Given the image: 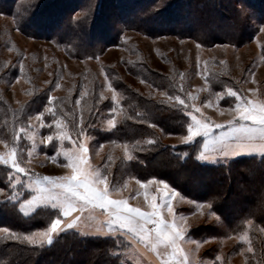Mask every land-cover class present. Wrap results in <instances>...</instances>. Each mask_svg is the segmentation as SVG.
I'll return each instance as SVG.
<instances>
[{"label": "rangeland", "instance_id": "374dc122", "mask_svg": "<svg viewBox=\"0 0 264 264\" xmlns=\"http://www.w3.org/2000/svg\"><path fill=\"white\" fill-rule=\"evenodd\" d=\"M97 1L50 0L46 2L50 6L38 8L39 13L44 10H49L47 12L49 13L52 10L53 13H58L59 18L58 24L50 26L49 33L44 28H41L40 31L37 30V26L42 25L31 19V16L35 13L31 14V10L37 0H0V6L6 9V14L0 13V65H8L7 68L0 70V101L6 102L16 109L18 108L19 111L22 110L21 107L29 101L33 93H38L43 89L48 88L50 90L49 96L55 98L64 94L70 96V89L74 82L77 79L82 80L83 86V81L87 80L91 73H94L99 81L100 92L103 91L104 95L111 100L112 91L107 87L105 81L106 69L109 67L117 70L121 76V81L131 89L167 102V96H162L149 83L130 74L129 64L132 61L139 62V64L147 63L151 71L159 74L157 79L170 76L174 80V84L183 86L185 93L190 92L198 96L199 99L195 103L201 106L205 115L217 122H223L231 117L228 113L221 116L219 108L207 107L203 102L207 99L214 100L215 97L210 96V92L224 91V85L241 88L244 95L250 99L264 100V48L261 47L264 44V33H260L258 30L259 26L264 25V0H182L178 5L182 10V21L180 20L181 26L177 28L176 32L192 33L180 37L143 35L127 25V20L135 23L138 17L148 14V12L142 11L141 7L144 8L145 4L151 0H139L136 9L128 10L127 7L128 12L118 8L117 3L119 0L118 2L117 0H100V9H97ZM154 1H151L152 3L148 8L149 12L157 7V3ZM221 5L227 10L226 17L221 16L219 11L217 12V10L222 9ZM187 7H189V11ZM232 8L243 16L242 20L236 18V22L233 23L229 19V16L233 17ZM241 8L244 9L243 12H241ZM197 11L201 13L205 11L203 17L198 16ZM16 14L17 18L15 17ZM78 14L80 15L78 16ZM84 14H87V19L82 22ZM96 15L97 17H95ZM93 20L95 24L92 27ZM17 23H24V28H19ZM140 23H142V20ZM160 23L155 26L156 29H171L170 23L165 24V21ZM151 24H154L153 21H151ZM234 24L237 28L242 26V33L238 30L235 35V38L240 35L238 41L234 38L232 42L227 39L223 40L221 33L228 31ZM90 31H93L92 34ZM205 31H212L215 34L205 37L203 35V33L206 34ZM53 35H57L56 38L61 39L63 42L70 40L69 38L72 36L78 37L75 42L77 47L90 48L94 46L98 48L99 54L91 58L77 56L64 43H57V45L54 42ZM118 39L119 42H116ZM197 45H200V47H197ZM133 48L137 51H132ZM21 61L24 65L22 74L20 72ZM253 72L255 74V84L251 82L250 73ZM244 80L248 82L244 83ZM237 81L240 83H237ZM57 82L60 84L59 88L55 87ZM161 83L163 85V82ZM169 86H171V81L166 83V87ZM248 88H257V92L255 94L250 93L247 91ZM117 93L118 99H120L122 94L118 90ZM178 94L183 97V93L179 92ZM168 102L174 103V101L169 100ZM220 107L227 108L228 104L221 101ZM8 108L7 105L1 107L0 117H2V121H7L12 126L13 120ZM38 114H33L30 117H35ZM99 115L100 119L97 121L99 127L110 129L111 127L107 124V121L115 114L106 110L101 111ZM45 119L47 120L46 114ZM51 119H48V123H51ZM31 123L36 125L38 129L35 135L37 144L33 149L31 163H28L27 167L40 175H64L69 173L71 169L63 168L59 163L54 164L46 159L45 154L47 156L56 154V149L52 145L55 144L59 148L60 142L54 137V140L50 143H39L42 137H47L55 131V126L53 125L50 130L47 124L40 127L35 119H32ZM2 128L0 125V130L4 132ZM1 131L0 140L8 141L9 147L6 148L4 143H0V154H6L10 150L12 136L7 138L8 132L2 134ZM21 136L23 137V134ZM89 136L91 137L87 141L89 163L100 171L107 170V175L111 181L110 188L113 184L122 186L119 191H110V198L126 199L131 206L140 207L143 211H151L144 192L147 191L149 196L158 195L157 189L160 192L167 191L163 185L153 183L149 184L147 189L141 188L136 182L137 178L125 175L121 167L114 170L119 166L118 161L121 157L128 159L131 156L128 146L126 154L125 145L115 144L109 146V144H101L96 137ZM182 136H167L164 140L172 144L183 143ZM21 140L24 158L27 161V151L31 148L32 142L26 138ZM64 143L71 147L67 141ZM199 150V146H197L196 155H198ZM58 160H63V157H58ZM8 169L11 171L9 167ZM152 179L155 178L147 180ZM137 192L139 195H135ZM2 198L3 196H0V220L3 216H6V219L12 222L13 219L7 215V212L8 209L13 210V208L9 207V204L3 205ZM184 198L183 203H178L180 197H176L173 200V206L177 208L179 213L187 217V224L191 226L189 229L190 236L196 240L206 239L209 236L216 237V239L202 244L199 252L196 253V256L204 264H245L246 260L243 252H249V248L252 249L251 253L255 255V257L252 256L253 264L258 260L257 257H262L263 252L259 248L258 239L264 243V229H255L249 219L245 221L237 234L232 232V229H223L220 221L217 222L211 217L205 219L204 214L197 210L196 205L189 203L190 199ZM35 211L39 213L38 216L34 214ZM204 211H206V208ZM18 214L20 215L19 220L30 218L29 225L34 226L30 227L29 232L46 228L50 220L55 218L54 210L43 206H39L30 212L27 217L20 212ZM31 215H35L37 221L31 218ZM162 215L166 220L172 219L166 209L163 210ZM85 216H89L88 210L85 211ZM91 217L78 228L61 233L77 231L79 234L96 237L94 233L101 223H104V231H107V212L95 208L91 210ZM208 226L218 227L215 232L222 235H204V231L208 234L212 231ZM6 235L0 233V240H5ZM241 236H246V239H241ZM256 236H258V239ZM97 237H103V242L106 243L105 246H109L110 251H123V249L112 248L114 237ZM121 239L125 238L121 237ZM127 242L125 239V243ZM254 242H257L256 246H254ZM182 247L190 249L195 248V245L184 244ZM262 247L264 248V245ZM158 251L163 253L165 251L164 246H159ZM129 253L131 254L128 257L129 259L135 257L133 264H161V260L156 253L152 252L150 247L145 249L143 244L137 246L135 251L129 249ZM217 257H220V259L218 260ZM2 258L3 255H0V264L4 261ZM125 258L121 257L120 259Z\"/></svg>", "mask_w": 264, "mask_h": 264}, {"label": "snow or ice", "instance_id": "6c2138e0", "mask_svg": "<svg viewBox=\"0 0 264 264\" xmlns=\"http://www.w3.org/2000/svg\"><path fill=\"white\" fill-rule=\"evenodd\" d=\"M243 11L244 9L241 8V12ZM86 19L87 14H84L82 22ZM258 30L260 33H264V25L259 26ZM261 47L264 48V44ZM7 67V64L0 65V70ZM23 71L24 65L21 61V74ZM250 76L252 77L251 82L255 84L254 72L250 73ZM105 81L107 87L112 91L110 99L114 106L111 107L110 112L116 114L120 110V99H118L117 90L107 74ZM247 82L244 80V83ZM237 83L240 82L237 81ZM55 87L59 88L60 84L57 82ZM247 91L255 94L257 88H248ZM179 92L183 93V97L181 94L169 95L168 100L174 101L171 106L186 114L188 118L185 121L187 124L186 134L181 139L185 145L199 146V153L195 157L197 161L230 164L238 161L241 157L253 161H256L258 157V163L264 166V100L250 99L244 95L241 88L224 85V91L210 92V96L215 97L214 100L207 99L203 102L207 107L219 108L221 116L228 113L231 117L223 122H217L205 115L201 106L195 103L199 99L198 96L190 92L185 93L182 85ZM84 95L85 93L81 92V98ZM106 99L109 97L101 91L95 100L94 107L97 111H99V105ZM54 100H56L55 97L49 96L50 105ZM221 101L228 104V107L221 108ZM75 103L79 105L80 99H77ZM92 111L93 109L90 108V115ZM45 113L52 117L51 123L45 120ZM57 116L58 113L54 107H47L37 116L29 117L27 125H22L18 131L13 132L10 150L6 154H0V164L11 169L6 181L2 182L3 186H0V196L4 197L3 203L11 204L13 208L18 205V211L26 217L39 206L50 208L54 210L55 218L50 220L46 228L23 234L7 226H0V233L7 234L4 238L20 240L21 243L43 248L45 245H51L55 236L61 232L78 228L86 223L88 219L92 218L91 210L99 208L108 214L107 231H104L105 225L101 223L97 226L94 235L105 238L114 237L113 248L123 249V251L113 250L106 253L108 258L103 264H133L135 257L128 258L131 256L129 249L135 251L140 244H143L145 249L150 247L151 251L160 258L161 264H204L196 256V253L199 252L202 244L208 243L216 237L209 236L206 239L196 240L190 236L191 226L187 224V217L179 213L173 206V200L176 197H180L178 203L184 202L185 198L182 194L165 180L143 181L137 179L136 182L141 188L147 189L149 184L158 183L167 190L160 192L157 189L158 195L152 196H149L147 191L144 192L151 211H143L140 207L131 206L126 199H111L110 191H119L122 186L113 184L110 188L111 181L107 170L100 171L89 163L87 141L91 137L88 135L87 129L92 125L85 120L83 112H81L80 118L73 119L71 122L69 131L67 130L68 126ZM32 119L38 121L40 127L47 124L51 130L53 125L55 126V131L47 137H42L39 143H50L55 137L60 142V147L57 148L53 144L56 154L52 156L45 154L46 159L54 164L59 163L63 168L71 169L69 173L40 175L27 167V164L31 163L33 149L37 144L35 135L38 129L31 123ZM107 124L113 129L116 127L115 115L108 119ZM150 127L155 128L157 125L151 124ZM70 132L74 133V136ZM22 138L32 142L31 148L27 151V161L19 143ZM65 141L71 147L65 145ZM155 142L154 139L147 141L149 145ZM0 143H4L6 148L9 147L8 141L0 140ZM124 147L127 154L128 148L126 145ZM172 147L175 148V146ZM184 155L188 156V153H184ZM61 156L63 160H58V157ZM128 158L131 159V156ZM135 195H139V193L137 192ZM22 197L23 199H21ZM259 199L261 205L264 206V189L259 192ZM216 200L217 197L209 193L205 201H189V203L195 204L197 210L204 214L205 219L211 217L219 222L221 216L215 206ZM205 208L206 211H204ZM165 209L172 217L171 220L164 219L162 213ZM86 210L89 211L87 217L85 216ZM35 215L38 216L39 213L36 212ZM121 237H124L128 242L125 243V239H121ZM241 239H246V236H241ZM184 244H194L195 248L185 249L182 247ZM161 245L165 249L163 253L158 251V247ZM248 251L252 252V249L249 248ZM121 257L126 258L122 260ZM217 259L219 260L220 257Z\"/></svg>", "mask_w": 264, "mask_h": 264}, {"label": "trees", "instance_id": "16d2710c", "mask_svg": "<svg viewBox=\"0 0 264 264\" xmlns=\"http://www.w3.org/2000/svg\"><path fill=\"white\" fill-rule=\"evenodd\" d=\"M49 1L37 0L31 10V14L35 12L31 19L42 25L37 26L39 31L41 28L48 31L51 25H56L59 22L58 13H53L52 10L49 13H47L49 10L39 13L40 10L38 8L50 6L46 3ZM151 1L145 4L144 8L141 7V10L148 12V14L138 17L135 23L127 20L126 23L132 30L138 31L143 35L158 37H180L192 33L176 32L182 21V10L181 7H178L182 0H155L157 7L149 12L148 8L152 3ZM138 2L140 1L125 0L122 2V0H119L117 5L119 9L127 11V7L128 10L136 9L135 7L139 5ZM97 6V9H100V0L97 1ZM221 8L217 12L219 11L221 16L226 17V8L224 6ZM187 10L189 11V7H187ZM231 11L233 17L229 16V19L233 23L236 22V18L238 20L240 18L241 20L243 19V16L237 10L232 8ZM197 12L198 16L203 17L205 11H202V13L200 11ZM0 13L6 14V9L0 6ZM15 17L17 18V14ZM141 20L142 23H140ZM173 20L176 21L172 22ZM151 21H153L154 26ZM162 21H165V24L170 23L171 29H156L157 27L155 26L161 24L160 22ZM17 24L19 28H24V23ZM94 24L95 21L93 20L92 27ZM241 27L237 28L234 24L228 31H223L221 33V36L225 35V37L222 36L223 40L227 39L231 42L234 39L237 40L240 35H237L236 38L235 35L238 30L242 33ZM48 32L50 33V31ZM92 32L90 31L91 34ZM205 33H203L205 37L215 34L212 31H205ZM53 36L56 44L64 43L77 56L94 57L99 54L98 48L94 46L90 48H85V46L77 47L75 42L78 37L72 36L69 38L70 40L63 42L61 39L56 38L57 35ZM116 42H119V39ZM132 51L137 50L133 48ZM129 67L131 75L149 83L162 96H174L179 93L180 86L174 84V80L170 76H163L157 79L159 74L151 71L147 63L139 64V62L132 61ZM106 71L116 90L122 94L120 110L115 114L116 127L114 129H102L97 124L100 119L99 113L106 110L110 111L114 105L111 100L106 99L99 105V111L95 109V100L100 94L101 87L95 74L91 73L88 79L83 81V86L82 80L79 81L77 79L71 86V95L64 94L56 97V100L51 105L48 102L50 94L48 88L38 93H33L29 101L19 111L18 108L16 109L8 103L0 101V111L1 107L9 106L8 109H10L9 112H11L13 120L11 126L7 121H2V117H0V125L3 127L4 132L0 131L2 134L8 132L7 138L11 137L14 131L28 123V118L31 115L43 112L47 107H54V110L58 113L57 118L64 121L70 131L73 119L78 120L81 112H83L85 120L92 125V127L87 129L88 135L96 137L101 144L128 146L131 159L121 157L120 161H118L119 166L114 170L121 167L125 175L140 180L151 178L165 180L179 191L182 196L191 201L203 202L208 194L211 193L217 197L215 206L219 210L221 216L220 224L223 225V229H232V232L237 234V231L241 229L247 219L251 220L255 229H264V206L261 205L259 199V192L264 189V166L258 163L259 158L257 157V160L253 161L241 157L238 161L230 164L197 161L195 159L197 146L194 144H172L164 140L167 136L185 134L187 126L185 121L188 119L186 114L173 108L171 106L173 102H168V100L165 102L162 99H156L151 95L131 89L121 81V76L117 70L108 67ZM170 81L171 86L166 87V83ZM161 82H163V85ZM82 91L85 93L83 98H81ZM77 99H80L79 105L75 103ZM90 108L93 109L91 115L89 114ZM45 114L47 117V120H45L49 122L48 119L52 117L48 113ZM151 124H155L157 127H150ZM71 134L74 136V133ZM150 139H154L156 142L149 145L147 141ZM22 145L21 140V148ZM172 146H175V148ZM184 153H188V156H185ZM8 172V167L0 164V186H3L2 182L6 181ZM3 200L4 197L2 198ZM9 207H12V205L9 204ZM7 213V215L12 217V222H9L6 216H3L2 220H0V226H7L20 234L29 232L30 227L34 226L29 225L30 218L18 219L20 216L18 214V206L13 208V210L8 209ZM31 218L37 221L35 215H31ZM208 227L212 231L210 234L204 231V235H222L215 232L218 227ZM252 235L255 236L254 233ZM256 238L258 239V236ZM105 245L103 237L83 235L77 231H71L59 234L51 245H45L43 248L21 243L20 240H0V255H3L2 259L4 261L2 264H103L108 258L106 253L110 252L109 246ZM256 245L257 242H254V246ZM258 245L263 255L256 258L258 260L255 261V264H264V248L262 247L264 243L258 239ZM243 256L246 260L245 264H253L252 256L255 257L253 253L243 252Z\"/></svg>", "mask_w": 264, "mask_h": 264}]
</instances>
